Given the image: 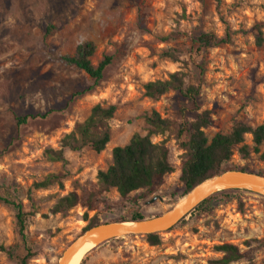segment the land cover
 I'll use <instances>...</instances> for the list:
<instances>
[{"label":"rangeland","instance_id":"rangeland-1","mask_svg":"<svg viewBox=\"0 0 264 264\" xmlns=\"http://www.w3.org/2000/svg\"><path fill=\"white\" fill-rule=\"evenodd\" d=\"M228 27V43L198 42L203 34L224 38ZM86 42L96 46L94 65L104 56L113 58L97 86L61 60ZM176 72L184 73L187 86L200 87L197 107L177 92L157 100L145 96L146 83ZM98 104L117 107L105 151H66V166L48 161L45 152L60 150L63 138ZM153 111L171 123L165 134L153 137L168 147L174 167L163 184L145 198L138 191L121 199L113 190L95 211L75 207L53 214L72 182H96L98 172L112 164L113 148L147 133L145 116ZM205 111L209 140L239 123L253 128L263 122L264 0H0V188L16 189L27 211L33 192L28 245L34 256L28 264H58L90 221L132 224L137 214L150 219L173 209L185 196L179 177L188 133L181 132ZM245 145L251 154L243 157L236 148L223 172L237 168L264 175V147L253 153L251 135ZM50 175L63 187L54 181L33 188ZM220 193L208 197L206 211L193 210L159 231V246H150L144 235L112 238L90 251L83 264H216L222 255L215 247L223 243L245 255L232 264H264V195L244 189ZM0 244L14 248L12 255L0 253V264L21 263L26 252L15 211L1 203Z\"/></svg>","mask_w":264,"mask_h":264},{"label":"trees","instance_id":"trees-1","mask_svg":"<svg viewBox=\"0 0 264 264\" xmlns=\"http://www.w3.org/2000/svg\"><path fill=\"white\" fill-rule=\"evenodd\" d=\"M231 34L228 27L224 38H219L214 34H203L198 37V42L202 47L221 45L230 41ZM256 42L258 46L262 45L261 33L257 35ZM95 51V44L86 42L79 45L73 55L62 56L61 60L83 71L94 80L95 86H97L102 81L106 69L112 64L113 58L104 56L98 65H94L92 58ZM144 91L145 96L152 100H157L169 92H177L195 107H197L200 95V87L187 86L185 75L182 72L173 73L166 80L148 82L144 85ZM116 112L115 105L103 107L98 104L94 106L84 122L63 138L60 150L49 149L45 152L48 161L63 163L66 166L68 165L65 158L66 151L90 150L96 154L105 151L111 141L109 124ZM145 121L147 133L144 135L136 133L127 145L113 148L112 164L106 170L98 172L96 182H72V191L57 201L52 209L53 214H59L75 207H82L87 212L95 211L113 190L119 194L121 199H127L132 193L138 191H143L142 196L145 198L163 184L165 177L174 172V167L168 147L163 142L154 143L153 137L165 134L170 129L171 123L155 111L147 114ZM18 122L22 124L25 119H18ZM210 125V112L205 111L197 116L189 129L185 127L181 132L188 133L186 141L181 145L185 153L179 177L185 195L197 185L223 173L224 167L232 161L236 148H239L238 151L243 157H248L251 150L245 145L246 135L252 137L253 153L259 154L261 148L264 147V120L253 128L246 123H239L233 126L228 133H218L211 140L205 134V129ZM262 158L264 159V154H262ZM233 170L254 173L246 169L234 168ZM255 174L262 175L261 173ZM54 181L63 187V183L58 177L50 175L44 181L33 185V188L45 189L51 186ZM228 191L232 190L222 191L220 194L228 193ZM32 194L33 192L30 190L28 193L30 210L27 211L17 197L16 189L11 193L8 190L3 192L0 188V203L14 209L16 232L25 248L26 255L20 264H28L34 256L28 245L29 219L36 213ZM210 200L211 198H208L203 201L194 209V212L206 211L209 208ZM143 220L145 218L140 214L132 217L133 222ZM94 226L96 224L90 221L82 233ZM146 240L153 247L161 244L159 234L147 235ZM215 251L222 255L216 264H232L245 256L238 246L229 243L217 245ZM13 252V247L0 244V253L12 255ZM83 263L84 261L81 264Z\"/></svg>","mask_w":264,"mask_h":264},{"label":"water","instance_id":"water-1","mask_svg":"<svg viewBox=\"0 0 264 264\" xmlns=\"http://www.w3.org/2000/svg\"><path fill=\"white\" fill-rule=\"evenodd\" d=\"M220 187H223L224 189L218 190V188ZM255 188H264V175L242 172L238 170L223 172L220 175L206 180L205 182L194 187L170 211L140 222H132L140 223L141 225L138 227L129 226L128 224L131 223L127 222H113L96 225L88 229L86 232L80 234L73 242L70 243V245L63 252L58 264H66L67 259L72 256L77 250H79L93 233H110L108 239L134 235L147 236L157 234L163 229H167L176 225L204 200L215 193L226 190L240 189L256 192Z\"/></svg>","mask_w":264,"mask_h":264},{"label":"bare ground","instance_id":"bare-ground-1","mask_svg":"<svg viewBox=\"0 0 264 264\" xmlns=\"http://www.w3.org/2000/svg\"><path fill=\"white\" fill-rule=\"evenodd\" d=\"M222 189H224V188L223 187L218 188V190H222ZM255 191L261 195H264V188H255ZM128 225L132 226V227H138L141 224L140 223H132V224H128ZM109 236H110V233H102V232L93 233L88 238L86 243L79 250H77L72 256H70L67 259L66 264H81L84 257L90 251H92L94 248H96L99 244H101L102 242L104 243L109 238Z\"/></svg>","mask_w":264,"mask_h":264}]
</instances>
